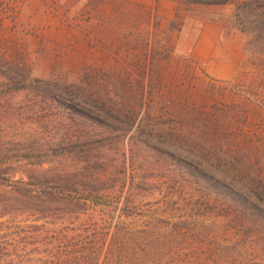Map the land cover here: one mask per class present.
I'll return each mask as SVG.
<instances>
[{"label": "rangeland", "instance_id": "374dc122", "mask_svg": "<svg viewBox=\"0 0 264 264\" xmlns=\"http://www.w3.org/2000/svg\"><path fill=\"white\" fill-rule=\"evenodd\" d=\"M241 1L0 0V264H264V226L184 164L264 209Z\"/></svg>", "mask_w": 264, "mask_h": 264}, {"label": "trees", "instance_id": "16d2710c", "mask_svg": "<svg viewBox=\"0 0 264 264\" xmlns=\"http://www.w3.org/2000/svg\"><path fill=\"white\" fill-rule=\"evenodd\" d=\"M194 3H224L227 0H190ZM252 4L250 0H243L240 2L239 8L243 12L244 9L250 8ZM240 12V13H241ZM264 12L258 13L256 15V21L258 24L254 26L253 30L256 34V37H264ZM187 165L188 174L192 177L194 183L197 186L203 187V192L205 194L214 193L215 197L219 200L224 201L227 204V209L236 216L237 219L241 221H246L252 226V228H257L258 225L264 226V209L259 208L256 204L251 201L245 195H242L237 190H235L231 185L221 181L212 174L199 169L198 167L191 165V163L185 162ZM261 199V196H260ZM262 200V199H261ZM258 219V220H257ZM250 228V229H252ZM198 235L194 234V239H197ZM211 245L219 246L218 243H210ZM210 245V246H211ZM200 249L202 250L204 246L200 244ZM209 246V247H210ZM216 246L213 247L214 254ZM235 246L233 245V248ZM202 253V252H200ZM122 254L120 253L118 258L121 259ZM129 261V260H128Z\"/></svg>", "mask_w": 264, "mask_h": 264}]
</instances>
